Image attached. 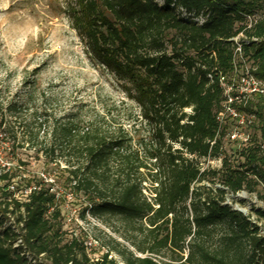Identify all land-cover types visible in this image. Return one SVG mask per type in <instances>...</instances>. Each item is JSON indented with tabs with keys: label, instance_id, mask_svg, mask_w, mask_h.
<instances>
[{
	"label": "trees",
	"instance_id": "trees-1",
	"mask_svg": "<svg viewBox=\"0 0 264 264\" xmlns=\"http://www.w3.org/2000/svg\"><path fill=\"white\" fill-rule=\"evenodd\" d=\"M161 1L72 0L67 6L91 61L129 86L148 138L134 143L106 128L105 118L83 125L35 111L12 156L27 145L44 156L51 179H62L66 191L84 198L93 217L131 227L140 238L132 246L147 256L129 252L127 264H161L155 257L164 251L175 255L164 256L169 264H264V212L257 213L259 225L226 204L227 192L256 193L264 201V97L233 105L254 116L241 130H256L263 142L251 135L232 141L236 120H218L226 102L222 77L239 80L249 70L264 83V0ZM239 36L241 55L234 42ZM2 111L0 105V131L9 133ZM226 138L239 144L234 154L243 162L236 166L224 154ZM62 158L65 168H49ZM198 159H220L222 168L202 170ZM17 163L3 169L0 185L36 188L14 204L24 209L17 222L23 221L32 256L13 247L19 234L6 231L0 233V264H115L108 254L91 260L76 238L64 241L56 180L46 183L27 163ZM215 181L223 189L196 187Z\"/></svg>",
	"mask_w": 264,
	"mask_h": 264
},
{
	"label": "rangeland",
	"instance_id": "rangeland-1",
	"mask_svg": "<svg viewBox=\"0 0 264 264\" xmlns=\"http://www.w3.org/2000/svg\"><path fill=\"white\" fill-rule=\"evenodd\" d=\"M71 1L0 0V105L7 122L4 128L13 129V134L4 133V129L0 131L3 140L0 143V174L9 164L16 166L17 160H21L28 164V170L33 174H44L51 179L44 156H36L35 150L25 145L24 149L15 151L16 157L11 153L22 143L24 124L33 120L35 111L62 122L75 117L83 125L105 118L106 128L127 134L134 143L148 138V126L142 121L138 105L128 94L129 86L100 69L86 54L67 14ZM158 4L162 5V1L158 0ZM182 16L186 17L184 13ZM199 23H202L201 19ZM12 106L17 110L8 113L7 109ZM230 131L232 135L236 130L231 128ZM243 133L263 142L256 130H243ZM238 146L225 139L224 154L232 166L243 162L234 154V148ZM65 160L58 159L49 168L59 164L63 169ZM197 162L202 170L222 168L220 159H198ZM203 185L223 189L217 181L200 183L196 187ZM54 191L61 209L60 225L65 242L76 238L87 246L86 252L94 262L104 254H108V259L115 264H127L125 258L129 252L139 258L147 256L132 246L131 241L138 242L140 238L120 219L93 217L84 198L66 191L62 179L56 180ZM259 192L264 194L263 185ZM226 204L261 225L257 213L264 212V201L256 193L232 195L227 192ZM164 256L175 255L164 251L155 258L161 264H169L168 257Z\"/></svg>",
	"mask_w": 264,
	"mask_h": 264
},
{
	"label": "built area",
	"instance_id": "built-area-1",
	"mask_svg": "<svg viewBox=\"0 0 264 264\" xmlns=\"http://www.w3.org/2000/svg\"><path fill=\"white\" fill-rule=\"evenodd\" d=\"M242 36H239L234 39V42L237 46L236 53H242L240 40ZM221 86L224 89L226 102L224 104L223 114L218 118L220 122H223L226 116H229L236 120L238 129L235 131L231 140L235 142H243L247 141L248 135L245 133L242 134L241 129H245L254 122V116L246 115L245 113H241L237 111L236 108L233 107L235 103H243L244 105L253 95L263 96L264 97V83L257 80L249 70L241 76L239 80H227L224 77L221 78ZM236 92V95L233 93ZM1 155V154H0ZM1 157V156H0ZM8 165L5 167L6 169H10L13 166ZM4 168V169H5ZM41 177L44 179L46 183H54V180L48 179L45 175L41 174ZM32 190H36V188L30 189H19V186L16 182H11L7 185L5 189H1L0 185V233L6 231H12L14 233L19 234V237L13 244L14 248H22L23 255L32 256L27 252L25 247L22 235L25 233L23 230V221L17 222L18 214H22L24 216V209L21 208L20 211L15 210L14 204L15 202H20L25 200L32 192ZM52 212V209L50 210ZM86 245V244H85ZM86 249L87 246L85 247ZM40 256H45V254H41Z\"/></svg>",
	"mask_w": 264,
	"mask_h": 264
}]
</instances>
